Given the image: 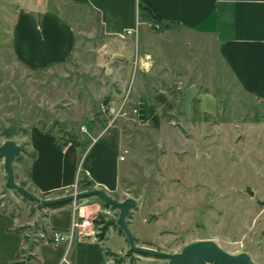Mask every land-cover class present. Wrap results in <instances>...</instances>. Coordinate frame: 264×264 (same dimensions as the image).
<instances>
[{"label":"rangeland","instance_id":"1","mask_svg":"<svg viewBox=\"0 0 264 264\" xmlns=\"http://www.w3.org/2000/svg\"><path fill=\"white\" fill-rule=\"evenodd\" d=\"M34 1L0 0V143L10 137L25 147L32 128L60 143L71 135H89L90 124L100 127V136L118 129L126 149L122 194L137 199L140 226L145 237L156 242L149 247L174 252L194 240L211 238L230 252L247 250L256 264H264V113L241 96L222 62L218 68H203L202 75L186 72L194 83L189 82V91L213 94L217 107L201 111L197 98L179 95L166 114H139L128 107L133 77L126 84L127 94L123 90L121 95L116 78L107 72L92 15L71 19L80 28L67 61L31 68L17 58L11 38L14 16ZM69 4L62 0L55 5L64 21L76 16ZM148 28L160 36L155 42L165 43L172 34ZM23 158L22 165L13 164L16 181L26 172ZM80 180L69 190L40 196L85 190ZM4 181L0 161V209L20 217V226L34 227L43 211L4 189ZM96 200L104 232L113 225L116 209ZM108 256L114 264H167L129 248L119 257Z\"/></svg>","mask_w":264,"mask_h":264},{"label":"crops","instance_id":"2","mask_svg":"<svg viewBox=\"0 0 264 264\" xmlns=\"http://www.w3.org/2000/svg\"><path fill=\"white\" fill-rule=\"evenodd\" d=\"M52 1L35 0L15 13L12 48L26 66L42 68L67 61L80 28L71 19L92 15L97 28L93 34L101 41L107 72L116 78L121 95L123 90L127 94L126 84L134 79L129 93L133 102L128 106L132 111L149 116L166 114L179 95L197 98L201 111L214 107L213 94L189 91L194 83L188 81L186 72L202 75L203 68H218L222 62L241 96L264 113V0H68L76 15L69 21L57 14L55 5L62 0ZM141 2L150 4L160 22L167 24L163 32H172L167 42L154 41L160 36L152 34L150 23L141 19ZM129 29L136 32L127 35ZM118 131L100 136V127L90 124L89 135H79L77 144L67 142L59 147L40 129L32 128L18 160L22 165L26 157V172L17 182L40 196L69 190L85 175L91 188H102L122 200L128 196L121 189L126 149ZM96 199L100 198L88 196L40 210L46 214L50 230H66L75 214L88 218L99 214ZM136 207L138 204L127 220L129 228L137 244L155 246L156 242L144 235ZM20 225V217L0 209V264H12L25 246L21 234L14 230ZM128 248L123 234L110 225L97 239L70 244L43 241L34 246L29 264H106L108 255L119 257Z\"/></svg>","mask_w":264,"mask_h":264},{"label":"water","instance_id":"3","mask_svg":"<svg viewBox=\"0 0 264 264\" xmlns=\"http://www.w3.org/2000/svg\"><path fill=\"white\" fill-rule=\"evenodd\" d=\"M21 153L22 146L15 139L8 138L0 143V161L5 173L4 189L17 192L35 204L44 206L65 204L84 197L97 196L116 209L114 224L125 237L129 249L137 254L165 259L167 264H256L247 250L230 252L211 238L194 240L174 252L137 244L127 222L131 210L137 205L134 197L126 196L122 200H117L98 187L54 197H41L15 179L13 164Z\"/></svg>","mask_w":264,"mask_h":264},{"label":"trees","instance_id":"4","mask_svg":"<svg viewBox=\"0 0 264 264\" xmlns=\"http://www.w3.org/2000/svg\"><path fill=\"white\" fill-rule=\"evenodd\" d=\"M78 2H85V0H76ZM139 12H140V17L142 20L150 23L151 27L156 30V31H163L167 24L166 23H162L160 22V20L158 19L157 17V14L154 10V8L148 4V3H145V2H141L139 3ZM158 25L157 28H155V25ZM49 139H51L52 141H54L59 147L63 146L64 144H66L67 142H71V143H74V144H77L78 141H77V137L74 136V135H71L70 138L62 143L60 142H57L50 134L48 133H44ZM10 138V137H9ZM22 152H24V148L22 146ZM20 160V157L18 159H16L15 161H18ZM81 184H82V189H89L91 188V183L86 180V177L85 175L84 176H81V180H80ZM17 193V192H15ZM19 194V193H18ZM21 195V194H19ZM21 197L25 200H29L28 198L24 197L21 195ZM103 202V205L105 207H109L113 210H115L114 207H112L111 205H109L107 202L101 200ZM39 208H47V207H56V206H59L61 204H58V205H53V206H44V205H41V204H36ZM42 219H38L37 221L39 222H36L35 226L34 227H30V226H19L17 228H15L14 230L21 234L22 238H23V241L25 243V246H23L21 248V250L19 251V254L16 258V260L13 261L12 264H29L30 261H32L34 259V256L31 254L34 246L38 245L39 243L43 242V241H49L48 239V233H49V229L48 228V225L47 223L45 222V217H46V214L43 213L42 214ZM112 224L114 225L115 228H117L114 224V221L112 222ZM25 230L27 231H31L33 232V235L31 237H29V234L28 232H25ZM117 230L121 233V231L117 228ZM40 233V234H39ZM136 242H137V239H136ZM130 252H133L132 250L129 249Z\"/></svg>","mask_w":264,"mask_h":264},{"label":"built area","instance_id":"5","mask_svg":"<svg viewBox=\"0 0 264 264\" xmlns=\"http://www.w3.org/2000/svg\"><path fill=\"white\" fill-rule=\"evenodd\" d=\"M157 27L158 25L156 24L155 28ZM135 32H136V29H129L127 30L126 34L130 35ZM133 111L136 112L135 109ZM83 130H86V129L83 128ZM92 140H95V138H92ZM76 184L77 182L74 184V186H76ZM104 213L112 214V212H109L108 210H106ZM103 224L104 222L98 219V215L96 217L88 218L83 215L75 214L72 217L69 228H67L66 230H59V229L50 230L48 233V239L52 243L65 241L68 244L76 240L97 239L99 235L102 234L103 232ZM106 264H114V263H113V260L108 257Z\"/></svg>","mask_w":264,"mask_h":264},{"label":"flooded vegetation","instance_id":"6","mask_svg":"<svg viewBox=\"0 0 264 264\" xmlns=\"http://www.w3.org/2000/svg\"><path fill=\"white\" fill-rule=\"evenodd\" d=\"M211 264V263H210Z\"/></svg>","mask_w":264,"mask_h":264}]
</instances>
